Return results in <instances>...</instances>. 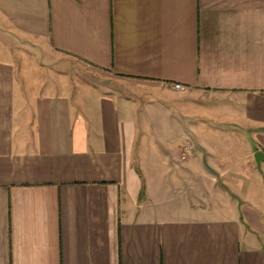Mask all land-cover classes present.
I'll use <instances>...</instances> for the list:
<instances>
[{
    "label": "crops",
    "instance_id": "1",
    "mask_svg": "<svg viewBox=\"0 0 264 264\" xmlns=\"http://www.w3.org/2000/svg\"><path fill=\"white\" fill-rule=\"evenodd\" d=\"M255 151L264 0H0V264H264Z\"/></svg>",
    "mask_w": 264,
    "mask_h": 264
},
{
    "label": "rangeland",
    "instance_id": "2",
    "mask_svg": "<svg viewBox=\"0 0 264 264\" xmlns=\"http://www.w3.org/2000/svg\"><path fill=\"white\" fill-rule=\"evenodd\" d=\"M101 78V77H100ZM97 79V78H96ZM100 80V79H99ZM146 150L148 152L142 154L140 152V149H138V156L143 155L142 159V175H143V180L148 181L150 183H155L153 184L154 187L158 188V190H161V184H164V188L172 193V191L176 192L177 189L180 187V181L182 179V175L179 174L181 173V168H176L174 166L175 163H178L176 158L172 160L174 162L171 163L170 165H164V163L159 160L158 154H155L152 151L151 147H146ZM179 174V176H178ZM179 178V179H178ZM168 192V193H169Z\"/></svg>",
    "mask_w": 264,
    "mask_h": 264
},
{
    "label": "built area",
    "instance_id": "3",
    "mask_svg": "<svg viewBox=\"0 0 264 264\" xmlns=\"http://www.w3.org/2000/svg\"><path fill=\"white\" fill-rule=\"evenodd\" d=\"M173 88L176 90H185L186 86L181 84L180 82H175L173 84ZM192 154V145L190 142H187L183 147L182 154L180 156L181 160H186Z\"/></svg>",
    "mask_w": 264,
    "mask_h": 264
},
{
    "label": "water",
    "instance_id": "4",
    "mask_svg": "<svg viewBox=\"0 0 264 264\" xmlns=\"http://www.w3.org/2000/svg\"><path fill=\"white\" fill-rule=\"evenodd\" d=\"M257 169L260 170V162L264 161V154L261 151H255L253 154Z\"/></svg>",
    "mask_w": 264,
    "mask_h": 264
}]
</instances>
